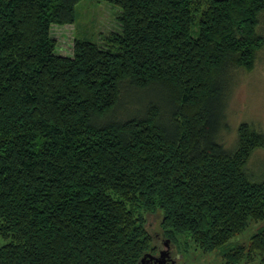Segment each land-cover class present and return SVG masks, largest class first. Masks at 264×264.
<instances>
[{
  "label": "trees",
  "instance_id": "trees-1",
  "mask_svg": "<svg viewBox=\"0 0 264 264\" xmlns=\"http://www.w3.org/2000/svg\"><path fill=\"white\" fill-rule=\"evenodd\" d=\"M79 1L0 0V264H141L157 239L223 250L264 219L246 170L264 136L220 140L264 0H106L120 31L59 54L51 25ZM221 254L264 264V227Z\"/></svg>",
  "mask_w": 264,
  "mask_h": 264
},
{
  "label": "rangeland",
  "instance_id": "rangeland-1",
  "mask_svg": "<svg viewBox=\"0 0 264 264\" xmlns=\"http://www.w3.org/2000/svg\"><path fill=\"white\" fill-rule=\"evenodd\" d=\"M206 3L207 1H202L200 7L204 9ZM119 11L118 5L106 0H80L75 6L73 23L51 25L50 35L55 39V51L63 55L70 54L75 39L102 42V37L111 31L119 32L120 27L117 22ZM196 16L199 17V15ZM257 29L264 37V11L260 15ZM225 104V120L228 127L220 132V140L223 144L232 146L236 143L241 123L249 124L264 136V41L256 51L254 63L250 69L237 68L232 71ZM246 170L251 177L257 175L260 179L264 177V147H259L252 152ZM146 226L154 234H158L155 220L149 218ZM263 227L264 219L252 221L244 231L226 243L223 250L219 249L210 253L202 252L189 239L186 245L183 242L180 247H173L172 255L176 256V264H225V257L221 253L235 244H247L250 235ZM156 241L165 248L160 239ZM241 264H259V260L254 257L251 261L241 262Z\"/></svg>",
  "mask_w": 264,
  "mask_h": 264
},
{
  "label": "water",
  "instance_id": "water-1",
  "mask_svg": "<svg viewBox=\"0 0 264 264\" xmlns=\"http://www.w3.org/2000/svg\"><path fill=\"white\" fill-rule=\"evenodd\" d=\"M163 244L165 245V248H163L158 256L152 255L150 253H146L145 255L142 256L141 258V264H145V262L149 259H154L155 261L152 264H157L155 263L156 261H158V264H175V260H170L169 262L166 261L165 256L168 255V252H166L169 248V240L165 239L163 241ZM149 257L148 259L146 258Z\"/></svg>",
  "mask_w": 264,
  "mask_h": 264
},
{
  "label": "flooded vegetation",
  "instance_id": "flooded-vegetation-1",
  "mask_svg": "<svg viewBox=\"0 0 264 264\" xmlns=\"http://www.w3.org/2000/svg\"><path fill=\"white\" fill-rule=\"evenodd\" d=\"M163 249V246H159L157 252L154 254L155 256H158L159 252ZM172 247L169 246L168 250L166 252H168V255L165 256L166 261H170V260H176V256L172 255ZM155 260L154 259H149L145 262V264H152ZM155 263L158 264V261H156ZM176 264V263H175Z\"/></svg>",
  "mask_w": 264,
  "mask_h": 264
}]
</instances>
